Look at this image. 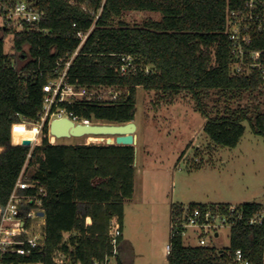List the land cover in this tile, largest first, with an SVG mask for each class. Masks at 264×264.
<instances>
[{
    "label": "trees",
    "instance_id": "1",
    "mask_svg": "<svg viewBox=\"0 0 264 264\" xmlns=\"http://www.w3.org/2000/svg\"><path fill=\"white\" fill-rule=\"evenodd\" d=\"M16 1L0 0V12L3 5ZM25 1L43 12L37 28L14 31L0 27V206H6L21 176L38 181L44 188L45 245L37 258L51 264L50 255L56 249H72L76 262L92 264L94 257L109 254L110 222L117 217L123 232L125 203L134 193L133 145L52 144L48 126L41 144H12V124L20 116L28 121L38 117L43 107V85L56 61L66 60L79 46L78 32L92 29L69 70L70 82L89 87L116 85L121 91L111 103L95 98L63 104L80 118L132 121L137 111V88L143 87L156 91L158 99L190 96L206 118L204 133L215 144L236 146L245 133V121L255 134L264 137V112L251 111L240 102L246 94L263 95L264 84L256 73H232L235 57L226 33L228 11L242 7L245 0ZM128 11L159 12L161 19L131 25L121 18ZM123 55L149 66L150 72L138 69L120 75L115 69ZM208 97L215 101L213 115L207 111ZM33 135L34 131L23 126L14 127L15 143ZM23 192L37 193L38 188ZM189 205L226 212L231 204ZM183 206L172 204L171 221ZM237 206L251 215L264 207V202ZM66 233L70 236L63 243ZM122 241L123 235L119 238L120 253ZM170 241L168 264H225L238 250L251 264H264V223L238 221L231 227L230 245L223 249L187 245L181 234Z\"/></svg>",
    "mask_w": 264,
    "mask_h": 264
},
{
    "label": "rangeland",
    "instance_id": "2",
    "mask_svg": "<svg viewBox=\"0 0 264 264\" xmlns=\"http://www.w3.org/2000/svg\"><path fill=\"white\" fill-rule=\"evenodd\" d=\"M121 18L134 25L160 20L161 14L128 11ZM9 45L7 39L6 47ZM136 94V194L125 203L126 242L121 260L122 264H168L166 245L171 238L173 203L264 202V137L255 134L245 121V133L236 146L215 144L204 133L206 118L190 96L158 99L156 91L143 87H138ZM240 102L251 111L264 112V94H246ZM206 104L213 115L215 101L208 97ZM107 137H61L56 143L88 144L94 139L97 144H107ZM218 233V238H207L208 244L217 249L228 247L231 228L223 227ZM187 235V245H198L196 232L190 230Z\"/></svg>",
    "mask_w": 264,
    "mask_h": 264
},
{
    "label": "built area",
    "instance_id": "3",
    "mask_svg": "<svg viewBox=\"0 0 264 264\" xmlns=\"http://www.w3.org/2000/svg\"><path fill=\"white\" fill-rule=\"evenodd\" d=\"M43 12L25 0H18L11 5H3L0 18L1 26H8L14 31H20L27 27L35 29L41 20ZM98 18V15H97ZM78 32L79 46L65 60L56 61L53 73L49 75L43 85V107L38 117L28 121L20 116L11 126L12 144L23 145L14 141V127L23 126L34 131L30 146L39 145L44 138L45 127L48 126V140L52 144L58 139L50 133V123L53 119L68 117L76 124H93L91 120L80 118L68 111L63 105L81 101L99 99L111 103L115 101L120 89L116 85L89 87L77 85L69 80V70L79 55L90 32ZM226 33L232 43V51L235 60L232 65V73L241 76L258 74L264 84V0H245L242 7L230 9L227 13ZM15 67V64H12ZM138 69L150 72L149 66H143L135 62L131 55H123L121 62L116 66V72L120 75L135 73ZM55 138V139H54ZM88 145H98L95 140ZM30 156V154H29ZM38 181H32L26 177H20L17 181L6 206H0V264H48L44 259L37 258L45 245V212L42 206V197L46 195L43 187L38 186ZM38 188L37 193L25 194L23 190ZM44 213V215H41ZM262 225L264 223V207L251 215H245L237 205H230L226 212L209 206L184 205L179 215L171 221V238L182 235L192 230L198 234V245L207 246V238H218V230L223 227H232L238 221ZM123 235L122 226L117 217H114L109 226L108 239L112 250L102 258L94 257L92 264H121L119 252V238ZM70 234L66 233L63 243ZM172 249V242L166 245L167 253ZM72 249H56L50 255L51 264H80L76 262ZM21 257H25L22 259ZM225 264H251L250 260L241 250H238Z\"/></svg>",
    "mask_w": 264,
    "mask_h": 264
},
{
    "label": "water",
    "instance_id": "4",
    "mask_svg": "<svg viewBox=\"0 0 264 264\" xmlns=\"http://www.w3.org/2000/svg\"><path fill=\"white\" fill-rule=\"evenodd\" d=\"M137 124L135 121L126 123L104 122L97 124H76L68 117L53 119L50 123V133L57 138L80 137L83 135H108L105 139L108 145L137 144ZM104 139V138H103ZM30 140H24V146H30ZM44 215V213H41Z\"/></svg>",
    "mask_w": 264,
    "mask_h": 264
},
{
    "label": "crops",
    "instance_id": "5",
    "mask_svg": "<svg viewBox=\"0 0 264 264\" xmlns=\"http://www.w3.org/2000/svg\"><path fill=\"white\" fill-rule=\"evenodd\" d=\"M137 129H138V126H137ZM138 137H139V135L137 134V141H138ZM73 144H75V143H73ZM3 151V148L2 147H0V153ZM137 159H138V152L136 153V158H135V167L137 168ZM137 170V169H136ZM136 178V177H135ZM135 194H136V179H135V181H134V193H133V197L135 196ZM128 201H130V199L129 200H127L126 201V203L128 202ZM220 203H229V202H220ZM181 204H183V203H181ZM229 204H232V203H229ZM184 205V204H183ZM124 218H125V216H124ZM125 235H126V231H125V227H124V223H123V241H122V243H121V249L123 250L124 249V241L126 242V239L124 238L125 237ZM126 238H128V237H126Z\"/></svg>",
    "mask_w": 264,
    "mask_h": 264
},
{
    "label": "bare ground",
    "instance_id": "6",
    "mask_svg": "<svg viewBox=\"0 0 264 264\" xmlns=\"http://www.w3.org/2000/svg\"><path fill=\"white\" fill-rule=\"evenodd\" d=\"M55 139V138H54Z\"/></svg>",
    "mask_w": 264,
    "mask_h": 264
}]
</instances>
